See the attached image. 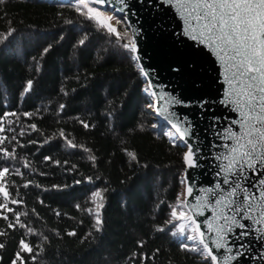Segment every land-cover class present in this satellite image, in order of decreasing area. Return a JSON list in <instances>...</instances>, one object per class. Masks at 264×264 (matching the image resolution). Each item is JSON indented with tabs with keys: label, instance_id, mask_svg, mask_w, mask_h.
Returning <instances> with one entry per match:
<instances>
[{
	"label": "trees",
	"instance_id": "16d2710c",
	"mask_svg": "<svg viewBox=\"0 0 264 264\" xmlns=\"http://www.w3.org/2000/svg\"><path fill=\"white\" fill-rule=\"evenodd\" d=\"M69 2L76 0L0 3V35L15 29L0 43V170L10 169L13 209L7 220L0 216L6 233L0 264H12L22 238L34 249L21 252L23 264H210L167 223L183 185L185 147L153 120L146 82L125 41ZM29 80L32 89L24 94ZM97 190L103 201L93 200ZM14 212L24 227H8Z\"/></svg>",
	"mask_w": 264,
	"mask_h": 264
},
{
	"label": "snow or ice",
	"instance_id": "6c2138e0",
	"mask_svg": "<svg viewBox=\"0 0 264 264\" xmlns=\"http://www.w3.org/2000/svg\"><path fill=\"white\" fill-rule=\"evenodd\" d=\"M167 2L169 4L174 3L178 9L186 25V34L191 36L193 40H199L201 43L206 42L207 46L217 56L223 67L225 82L228 84L225 102L234 105L235 111L240 116V120L238 121L240 131L238 133L233 132L231 128L226 130L228 132L226 139H231L234 143L227 146L229 153L223 157L226 164L221 169V172L217 173V176H221L222 173L224 174L222 183L228 185L229 190L226 195H220L211 189L208 190L212 196L216 197L215 207L217 215L213 217L217 221L215 226L211 222L206 221V231H202L201 224L197 223L193 216L187 215L183 211V208L186 206L193 210L207 207L206 197L196 196L197 203L187 205L186 197L185 200H181L180 198L184 195L183 193L178 195L177 205L172 207L171 218L167 223L174 228L172 232L173 236H180L188 241L195 242L191 246V250L199 252L205 261H210V264H230L231 261L236 260L238 256L242 255L239 248L245 247L243 244L237 247L235 243L231 246L228 245L227 237L229 233L233 232V226L240 229L247 228L246 224L241 223V219L251 218L250 213L254 209H260L258 213L259 219L255 222L264 224V179L258 180L260 186L259 196L249 188L242 187L241 184L242 180L247 181L246 169H251L258 175H264V172H260L258 169V165L264 167V0H167ZM0 3H3V0H0ZM112 3H118L122 6L119 9L114 8L113 15H105L99 8L93 6L109 5ZM63 6L61 5V7ZM68 6L74 8L87 19L94 20L100 28L114 35L118 41H125L122 47L132 53V59L137 62L136 66L139 68L141 74L145 78L149 77L150 74L140 64L141 57L137 54L136 35H130L128 31L131 23L127 15L123 19H119L115 15L117 11L125 12L127 9L126 0H76L75 3L69 2ZM68 22L70 23V21ZM122 24H126L128 27L120 31L117 26ZM14 31L15 29H9L6 34L0 35V43L7 40ZM85 40L86 37L85 39H81L79 44L83 45ZM50 48L51 45L45 48L44 53H47ZM32 84L31 80L27 82L24 94L30 92ZM158 87L157 85H153L151 79H147L144 88L145 93L150 97L157 98V100L149 103L147 107L157 117H162L163 121L170 126L169 130L164 134L172 139L173 144L179 141L187 148L183 156L186 168L199 167V149H194L193 143L190 142L192 137L191 123L187 121L186 117H180L174 112H169V104H181L182 101L175 97L166 99L168 94L159 93L156 90ZM160 101L163 102V108L159 106ZM60 107L63 109L64 105ZM5 115L9 114L6 113ZM12 115L15 114L13 113ZM24 115L31 114L25 113ZM81 123L84 127H88V124L84 121H81ZM234 123L236 122L234 121ZM31 127L35 129V125H31ZM152 127L156 128L158 125L153 124ZM0 130H3L2 127H0ZM60 135L64 136L63 131L60 132ZM67 142L69 146L76 147L71 140ZM2 143L4 141L0 140V144ZM0 151L5 150L0 149ZM5 155L13 156L14 154L5 152ZM128 156L132 160H136L134 152H128ZM45 159L50 158L46 157ZM89 159L95 160V157L90 156ZM27 166L25 164V167ZM9 173L10 169L7 167L0 170V180L5 181V183L0 184V193L3 194L4 201L0 203V209L5 210V212L0 213V216L5 220L8 219L6 212H13V209L8 207L10 193L7 190L6 178ZM16 174L22 175L19 170L16 171ZM187 180L188 175L185 172L182 183H186ZM76 183H79V181ZM24 187H28V183ZM252 187L255 188L256 185H252ZM216 188L220 189L221 183H217ZM186 192L191 196L193 194V187L188 185ZM241 195L242 199H239ZM92 198L93 200L99 198L100 201H103L102 192L97 190L92 194ZM233 198L239 199V203H237V199ZM253 201H256V203L254 204ZM20 202L16 199H11V203L13 204ZM101 208H103L102 202L96 205L95 227L97 230H99L102 224L99 214ZM177 208L181 209L179 213L177 212ZM225 209H229L235 214L229 216L225 214ZM88 211L91 212L92 209ZM199 214L202 215L203 213L199 212ZM14 215L16 217L15 224L10 223L8 227L13 228L17 224L20 227H24L19 219L21 214L14 212ZM238 215L240 219H237ZM221 220L223 223H218ZM160 230L162 231L163 229ZM27 231L29 234L34 232L31 228H28ZM259 231H264V229H259ZM5 234L4 232H0V236ZM74 234V232L69 233V235ZM248 235L250 233L247 231L239 233L241 239ZM209 241L214 246L216 253H219L221 249L231 253L233 247H237V251L235 255H225L222 260H218V255L214 253L213 247L209 246ZM19 243L20 251L16 253V259L12 261V264H17V261H21V264H23L21 252L32 253L34 251L33 247L24 238ZM4 247L5 245L0 243V249ZM182 247L189 249L188 244H183ZM40 251H43V248ZM31 258L34 260L36 257L33 255Z\"/></svg>",
	"mask_w": 264,
	"mask_h": 264
},
{
	"label": "water",
	"instance_id": "95a60500",
	"mask_svg": "<svg viewBox=\"0 0 264 264\" xmlns=\"http://www.w3.org/2000/svg\"><path fill=\"white\" fill-rule=\"evenodd\" d=\"M126 4L125 12L115 13L122 15L123 18L127 15L131 23L128 29L130 35H136L140 64L150 74L148 78L143 76L145 82L151 79L153 85L159 86L156 89L159 93L168 94L166 99L175 97L182 101L181 104H169V112L186 117L192 125L190 142L193 143L194 149H199V167L186 168L184 162L182 179L184 180V174L187 172L188 180L183 183V198L185 200L186 197L187 205H192L197 203L196 196L206 197L207 207L199 210L185 207L189 215L201 224V230L206 231V221L211 222L213 226L217 223L213 219L217 215L216 197L208 190L211 189L220 195H226L229 190V186L222 183L224 174L217 176L226 164L223 157L229 153L227 146L234 143L233 140L226 139L228 136L226 130L231 128L233 132L240 131L239 113L235 111L234 105L225 102L228 84L225 82L223 67L206 42L193 40L186 34V25L174 3L169 4L167 0H126ZM95 6L109 8L112 11L114 8L122 7L118 3ZM155 100L157 98L152 97L151 102ZM159 106L163 108L162 101L159 102ZM151 112L155 121L170 128L162 117H157L153 111ZM258 169L264 172V167L258 165ZM245 171L247 181H241L242 187L249 188L259 196L258 180L264 179V175H258L251 169ZM217 183H221L220 189L216 188ZM188 185L193 187L191 196L186 192ZM252 185L256 187L253 188ZM239 199H242V195ZM259 210L254 209L250 213L251 218L241 219V223L246 224L247 228L233 226V232L229 233L227 237L229 246L233 243L237 247L240 244L245 245L239 248L242 255L230 264H264V231H259L264 229V224L255 222L259 219ZM199 212L203 214L200 215ZM225 214L231 216L235 213L225 209ZM237 219H240L239 215ZM218 223L222 224L223 221ZM242 231H247L250 235L241 239L239 233ZM209 246L213 247L216 253L211 241ZM237 247H233L231 253L221 249L216 253L218 260H222L225 255H235Z\"/></svg>",
	"mask_w": 264,
	"mask_h": 264
},
{
	"label": "rangeland",
	"instance_id": "374dc122",
	"mask_svg": "<svg viewBox=\"0 0 264 264\" xmlns=\"http://www.w3.org/2000/svg\"><path fill=\"white\" fill-rule=\"evenodd\" d=\"M93 6H95V5H93ZM95 7H98V6H95ZM100 10H103V11H109V8H105V7H98ZM111 10V9H110ZM106 13V12H105ZM104 13V14H105ZM107 15H110L111 14V12L109 13H106ZM105 14V15H106ZM118 17H119V19H123V16L122 15H117ZM125 27H127V25L126 24H123ZM128 31H129V29H128ZM130 33V32H129ZM149 99V103H152L151 102V99H152V97H149L148 98ZM148 108V107H147ZM149 109V108H148ZM149 111L151 112L152 110H150L149 109ZM152 113V112H151ZM153 120H154V116H153ZM167 129L169 130V128L167 127ZM181 193H183V185H182V189L179 191V194L178 195H180ZM178 197V196H177ZM181 198V200H184V198H183V195L180 197ZM176 204H177V200H176ZM181 211V209L180 208H177V212L179 213ZM183 211L187 214V215H189V213L187 212V210H186V208L184 207L183 208Z\"/></svg>",
	"mask_w": 264,
	"mask_h": 264
}]
</instances>
